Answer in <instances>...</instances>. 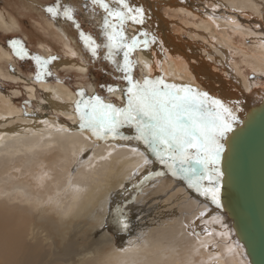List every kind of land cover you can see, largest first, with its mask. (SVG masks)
<instances>
[{
    "label": "bare ground",
    "instance_id": "1",
    "mask_svg": "<svg viewBox=\"0 0 264 264\" xmlns=\"http://www.w3.org/2000/svg\"><path fill=\"white\" fill-rule=\"evenodd\" d=\"M202 1L127 0L145 10L143 24L129 21L131 33L148 41L137 54L141 83L147 78L191 86L223 101L237 118L264 93L233 61V55L241 56L264 77V0H218L217 10ZM184 13L201 20L183 26L188 41L175 32ZM5 25L0 14V27ZM236 34L249 40L252 55L235 46ZM9 56L0 46V62ZM53 62L79 68L72 58L56 56ZM43 88L53 111L48 117L24 113L0 93V264H249L210 198L189 190L143 142L101 140L82 130L76 112L81 98L69 87L43 83ZM28 90L33 96L35 90ZM120 131L134 136L127 127ZM148 173L161 175L145 181ZM132 203L144 213L127 220L134 225L125 231L121 251L95 259L79 254L76 262L69 246L60 254L57 237L63 234L47 207L58 209L63 223L85 217L109 227L120 226L114 219ZM143 214L152 218L140 225Z\"/></svg>",
    "mask_w": 264,
    "mask_h": 264
},
{
    "label": "snow or ice",
    "instance_id": "2",
    "mask_svg": "<svg viewBox=\"0 0 264 264\" xmlns=\"http://www.w3.org/2000/svg\"><path fill=\"white\" fill-rule=\"evenodd\" d=\"M93 9H102L105 13L102 20V37L106 43V60L115 65V70L122 74L127 82L123 90L111 85L108 92L123 91L126 102L123 107L114 103H105L100 96L77 101L76 112L80 120V128L87 130L96 139H135L143 142L148 150L163 164L174 177H181L188 186L201 195L210 198L217 207L221 206V181L223 172L221 161L225 151L223 141L233 131L236 116L232 108L220 99L210 96L191 86L167 83L163 79H147L135 81L133 64L129 59L132 51L138 48L139 42L133 37L128 40L123 31L127 22L143 24L145 10L132 7L127 0H90ZM110 4L117 5L111 7ZM86 2L84 7L88 9ZM45 11L54 20L60 17L72 22L79 31L80 39L93 57H97V45L90 35L80 31L76 22L75 10L70 6H62L60 0L48 6ZM142 35H147L142 33ZM148 41H144L147 46ZM14 53L23 59L27 52L18 40L10 42ZM123 52V64L117 63L114 56ZM37 65V80L41 78V70H47L49 60L32 57ZM54 59V58H53ZM127 127L134 131V136H121V129ZM161 173H148L144 180L148 181ZM204 180L208 184L203 183ZM117 222L121 228H128L124 212H119Z\"/></svg>",
    "mask_w": 264,
    "mask_h": 264
},
{
    "label": "rangeland",
    "instance_id": "3",
    "mask_svg": "<svg viewBox=\"0 0 264 264\" xmlns=\"http://www.w3.org/2000/svg\"><path fill=\"white\" fill-rule=\"evenodd\" d=\"M56 2L57 0H0V14L7 22V25L0 27V46L10 54L9 58H2L0 62V93L5 97H9L14 107L18 110L24 113L30 111L39 117H48L51 114L50 112H53L46 101L47 94L43 88V83L54 86L63 84L78 96L80 92H83L85 94L84 100L98 95L105 103H114L117 107H123L125 103L118 97V94L124 95V92L110 93L107 91L109 85L123 90L127 87V82L123 80L122 74L115 70V65L105 59L108 50L103 47L106 41L102 37L101 32L105 13L102 9H93L90 0H60L62 6L67 5L75 10L74 18L80 25V31L90 35L95 43L101 46L98 49L97 57H93L90 50L85 48L83 41L80 39L79 31L72 22L67 21L63 17L54 20L45 11L48 6L54 5ZM86 2L89 5L87 10L84 7ZM200 3L204 4L208 10H217L219 4L218 0H206ZM110 6L113 7L112 5ZM180 17V24L176 23L178 26L175 24L177 29L175 32L177 34L181 32L180 35L184 33L183 40L188 41L189 32L183 26L186 22L197 26L201 20L198 15L191 17L186 13ZM131 30V24L127 22L123 31L128 40L131 41L135 37L140 45L130 53L129 59L133 64L132 74L134 80L141 82L142 73L138 64L137 54L140 48H144V41L142 38H138L136 33L132 34ZM234 39L235 46L242 51L248 52V56L252 55L249 46L250 42L246 37L236 34ZM12 40L20 41L23 49L27 52L28 55L23 59L14 53L10 46ZM56 56L61 59L72 58L76 65H79V68L75 65L57 66L53 62V58ZM32 57H40L42 60L50 61L46 66L47 70H41V78L39 80H37V65ZM114 59L117 63L123 64V52L114 56ZM241 59V56L233 55V61L243 72L245 78L248 79L250 85L264 87V77L257 74L244 62H241ZM80 67L85 69L81 70ZM31 88L35 90L33 96L28 94V89ZM61 118L64 119L63 116ZM68 121L67 123L72 122ZM192 189L189 187V190ZM131 205L130 208H127V211L124 209L119 211L126 214L127 220L137 214L141 215V213H144L143 211L140 213L134 203ZM46 211L50 218L54 217L59 222V234H63V236L57 237L58 251L60 254H64L66 246H69L68 248L71 249L69 258L73 262L79 261V254L89 259H95L104 258L115 253L116 250L118 251L121 248L122 242H124L125 231H131L129 225H134V221H131L128 223V228L124 230L118 224L113 223L109 227L104 224L100 226L92 218L89 221L83 217L79 218L80 220L76 219V223L75 221L71 223V220V226L69 222V224L63 223L58 209L47 207ZM140 215V225L152 218L150 216L146 217L144 214V216ZM114 220L117 222V219ZM111 227L114 229H111ZM135 229L138 231L141 228H134L133 232L136 231ZM62 238H65V241ZM142 240L146 241V238H142ZM94 250L96 251L94 252Z\"/></svg>",
    "mask_w": 264,
    "mask_h": 264
},
{
    "label": "water",
    "instance_id": "4",
    "mask_svg": "<svg viewBox=\"0 0 264 264\" xmlns=\"http://www.w3.org/2000/svg\"><path fill=\"white\" fill-rule=\"evenodd\" d=\"M223 143L217 215L228 222L248 263L264 264V93L236 118Z\"/></svg>",
    "mask_w": 264,
    "mask_h": 264
}]
</instances>
